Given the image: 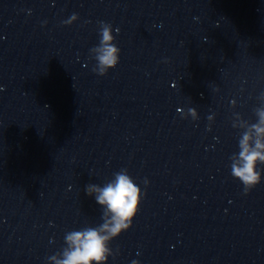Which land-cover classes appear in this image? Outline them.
Instances as JSON below:
<instances>
[{
	"label": "clouds",
	"instance_id": "1",
	"mask_svg": "<svg viewBox=\"0 0 264 264\" xmlns=\"http://www.w3.org/2000/svg\"><path fill=\"white\" fill-rule=\"evenodd\" d=\"M77 19L78 15L74 13L64 23L71 24ZM116 32H119L118 28ZM99 35V44L90 49L91 58L96 61L92 71L104 76L119 63L120 49L116 46L110 24L100 22ZM261 99H264V93H261ZM189 111L195 119V109ZM255 114L259 117L258 122L240 125L243 131L238 140L239 151L230 157L231 175L242 182L244 194L261 182V172L264 170L260 168L264 165V108L255 109ZM211 119L209 116L208 120ZM232 126L237 129L236 124ZM113 175L114 179L103 187L95 184L86 186L87 194H95V201L102 206V223L67 232L64 237L66 246L47 257L49 264H107L108 257L114 255L110 242L131 228L144 193L127 169ZM133 264L138 262L134 261Z\"/></svg>",
	"mask_w": 264,
	"mask_h": 264
}]
</instances>
